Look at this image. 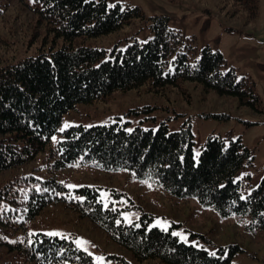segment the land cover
<instances>
[{
  "label": "trees",
  "instance_id": "16d2710c",
  "mask_svg": "<svg viewBox=\"0 0 264 264\" xmlns=\"http://www.w3.org/2000/svg\"><path fill=\"white\" fill-rule=\"evenodd\" d=\"M223 1L228 13L240 15L244 23L257 15L258 0ZM14 11L29 12L33 18L16 48L11 47L16 34L11 25L5 26L18 17ZM134 19L138 29L146 26L152 31L144 42L133 40L123 49L113 46L109 51L84 43ZM192 40L170 27L167 16L146 15L138 5H110L106 0H0V264L91 262L90 254L77 247L72 237L27 230V222L55 202L88 216L138 260L158 257L168 264H232L231 256L243 250L231 244L226 254L225 246H218L216 254L209 255V250L179 239L170 228L148 227L147 213L139 224L118 221L120 208L111 203L104 206L95 186L69 188L58 179L62 168L78 162L133 171L168 195L194 197L221 218L232 216L252 232L264 230V175L250 190L249 174L237 175L253 164V152L239 137L227 141L210 134L197 160L189 124L168 131L161 122L155 130L136 126L131 132L116 122L69 125L52 140L62 115L75 103L140 85L161 90L193 81L260 111L254 82L236 77L233 68L224 70L222 53L209 45L196 55ZM37 157L40 161L28 168L26 164Z\"/></svg>",
  "mask_w": 264,
  "mask_h": 264
},
{
  "label": "rangeland",
  "instance_id": "374dc122",
  "mask_svg": "<svg viewBox=\"0 0 264 264\" xmlns=\"http://www.w3.org/2000/svg\"><path fill=\"white\" fill-rule=\"evenodd\" d=\"M106 1L110 5L116 2L138 5L146 15L167 16L170 27L179 29L183 37L193 38L196 55L205 45L220 51L224 57V70L233 68L236 77L245 76L254 82L261 110L241 105L235 96L204 90L193 81H184L179 88L165 87L161 90L140 85L113 91L90 102L75 103L62 115L58 131L53 134L56 139L61 136L60 129L66 128L65 121L69 122L67 126L116 122L125 129L138 126L153 130L165 122L168 131L189 124L196 160L210 134L222 136L227 141L239 137L253 152V164L242 167L237 175L248 173L247 189L255 187L264 175V0H258L257 15L247 23L240 15L229 14L228 5L223 0ZM16 17L5 23V26L11 25L10 29L16 34L11 43L14 48L18 47L33 23L29 12H18ZM151 36L152 31L146 26L138 29V21L134 19L130 25L86 38L84 43L109 51L113 46L123 49L133 40L144 42ZM39 161L37 157L26 166L33 167ZM9 174L10 171L3 173ZM58 179L67 187L72 185L69 188L95 186L104 206L111 203V206L120 208L118 221L139 224L142 216L143 220L146 219L142 214L147 213L148 227H161L155 223L160 218L168 222L161 228H170L179 239L183 233V241H194V245L199 244L209 251L214 249L217 252L218 246H225L223 253L226 254L228 245H240L243 250L231 256L232 264H264V230L252 232L232 216L221 218L214 209L200 205L194 197L168 195L154 181L139 178L133 171L104 170L78 162L62 168ZM27 230L72 237L77 247L90 254L91 262L87 264H97L96 256L103 258V264H168L158 257L136 259L128 248L112 240L95 221L79 215L63 202L50 203L42 208L27 222ZM77 237L83 238V247L77 244ZM56 264L80 263L64 261Z\"/></svg>",
  "mask_w": 264,
  "mask_h": 264
},
{
  "label": "snow or ice",
  "instance_id": "6c2138e0",
  "mask_svg": "<svg viewBox=\"0 0 264 264\" xmlns=\"http://www.w3.org/2000/svg\"><path fill=\"white\" fill-rule=\"evenodd\" d=\"M68 123H69V122L65 121V122H64V127H67ZM60 130L63 131V127H62ZM127 131L131 132L132 129L129 128V129H127ZM52 139H53V140H56V136L53 135ZM197 155H198V153H197ZM69 187H72V185H69ZM81 199H82V198H81ZM123 215H124V216H127L128 214H127V213H123ZM129 222H130V221H129ZM155 223L160 224L161 227H165V226L167 225L168 222H167V221H163V220H161L160 218H157V220L155 221ZM149 227H151V225H149ZM52 231H56V230H52ZM180 238H181L182 240L185 239V234L180 233ZM76 239H77V244H78L79 246L83 247V243H84L83 238H82V237H77ZM192 243H195V242L192 241ZM196 246H197V247H201V245H199V244H197ZM215 254H216V253H215V250H214V249L209 251V255H215ZM95 259H96V261H97V264H103V258H102L101 256H96Z\"/></svg>",
  "mask_w": 264,
  "mask_h": 264
}]
</instances>
